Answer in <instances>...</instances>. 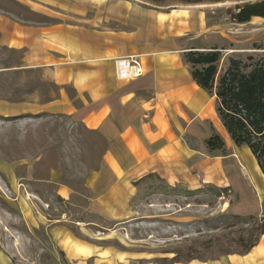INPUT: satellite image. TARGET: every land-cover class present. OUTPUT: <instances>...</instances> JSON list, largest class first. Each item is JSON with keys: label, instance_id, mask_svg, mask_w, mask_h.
<instances>
[{"label": "crops", "instance_id": "0c3cea01", "mask_svg": "<svg viewBox=\"0 0 264 264\" xmlns=\"http://www.w3.org/2000/svg\"><path fill=\"white\" fill-rule=\"evenodd\" d=\"M70 1L72 8L65 9L64 3L53 22H26L0 14V47L21 51L18 68L40 69L56 87L44 99L14 102L10 109L18 114L66 118L104 140L98 167L85 177L87 210L104 218L123 219L117 215L131 212L130 201L142 187L140 183L157 178L169 195L178 192L177 186L193 190L191 183L197 182L193 169L203 175L208 171L211 177L219 174L216 186L230 184L225 169L233 165L232 160L226 163L224 156H212L205 144L213 133L221 135L226 148L232 141L218 116L216 94L196 82L185 59L184 35L194 27L200 29L205 16L129 0ZM131 55L140 56L144 74L132 80L118 79L116 59ZM256 168L263 177L261 186L253 182L247 166L238 169L248 175L245 192L237 193L231 212L263 213L256 193L264 196V175L258 164ZM49 177L58 186L57 194L70 199L74 188L58 183L54 172ZM253 185L258 188L256 193L251 190ZM75 228L77 232L66 225H53L52 236L66 264L145 263V254L106 243L112 231L103 232L84 222ZM262 241L246 254L168 264H264ZM0 264H14L1 249Z\"/></svg>", "mask_w": 264, "mask_h": 264}, {"label": "rangeland", "instance_id": "374dc122", "mask_svg": "<svg viewBox=\"0 0 264 264\" xmlns=\"http://www.w3.org/2000/svg\"><path fill=\"white\" fill-rule=\"evenodd\" d=\"M129 1L155 7L150 0ZM64 3L65 9L73 6L70 0H0V14L26 22H53L58 20L57 13ZM233 3L176 6L193 11L194 16L196 12L205 16V24L198 30L194 27L184 35L183 41L188 51H220L216 79L228 66L230 58L246 59L248 55L264 54V17H253L247 23L238 24L216 14L218 7ZM166 9L160 7V10ZM21 56L19 50L0 47V249L14 264H66L52 236L53 225H66L77 232L75 226L84 222L103 232L112 231L105 236L106 243L130 253L145 254L143 264L186 261L193 255L213 260L212 257L219 254L220 242L216 240L208 247L203 245L204 241L226 231V226L236 225L228 230H237L243 225L246 229L250 227L249 223L231 216L235 213L231 212L230 204L236 195L245 192V182L235 172H230L226 178L232 186L220 183L221 196L210 190V186L217 185L219 174L212 173L215 176L211 177L208 171L203 175L193 169L197 180L191 183L193 190L177 186L178 192L169 195L165 193L163 182L150 178L140 183L142 187L131 199V212L117 215L123 219L90 213L85 177L90 169L98 167L104 140L98 134L74 126L66 118L31 112L18 114L10 109L14 102L34 97L44 99L48 91H56L42 70L18 68ZM229 147L224 152L210 154L224 156L226 163L232 160L238 174L242 159L253 182L261 186L263 177L248 147L237 146L233 141L229 142ZM51 172L58 176V183L74 188L70 199L57 194L58 186L49 177ZM251 190L257 192L254 185ZM256 196L264 207V196L259 197V193ZM154 203L157 206H153ZM258 215H264V211ZM127 218H130L127 223H121ZM250 233L248 230L243 233L248 241ZM263 239L264 235L258 242ZM260 246L264 250V240Z\"/></svg>", "mask_w": 264, "mask_h": 264}, {"label": "trees", "instance_id": "16d2710c", "mask_svg": "<svg viewBox=\"0 0 264 264\" xmlns=\"http://www.w3.org/2000/svg\"><path fill=\"white\" fill-rule=\"evenodd\" d=\"M150 1L155 7L144 6L156 9L166 7V10L177 8V4L196 5L232 1L234 3L231 5L218 7L216 9L218 13H215L238 24L247 23L253 17H264V0ZM185 59L192 68V76L196 82L202 88L216 94L217 113L231 140L237 146H246L250 149L264 175V54L258 57L248 55L246 59L230 58L228 66L218 79L216 76L220 61L219 50H189L185 52ZM205 144L209 152H224L226 149L225 141L218 133L208 137ZM210 190L217 196H221L223 188L212 185ZM231 216L236 217L239 222L249 223L250 227L246 229L243 225L237 230H228L236 225L226 226L224 228L227 229L226 231L214 234L204 241L203 245L208 247L213 246L216 240L220 242L219 254H215L212 259L228 253L246 254L264 235V215L235 214ZM245 230L251 231L249 241L243 235ZM232 247L235 249L230 250ZM193 259L209 260L200 255L190 256L189 260Z\"/></svg>", "mask_w": 264, "mask_h": 264}, {"label": "built area", "instance_id": "2783aa9c", "mask_svg": "<svg viewBox=\"0 0 264 264\" xmlns=\"http://www.w3.org/2000/svg\"><path fill=\"white\" fill-rule=\"evenodd\" d=\"M116 76L121 80H132L142 76L145 72L143 62L138 55H131L116 59Z\"/></svg>", "mask_w": 264, "mask_h": 264}, {"label": "bare ground", "instance_id": "6f19581e", "mask_svg": "<svg viewBox=\"0 0 264 264\" xmlns=\"http://www.w3.org/2000/svg\"><path fill=\"white\" fill-rule=\"evenodd\" d=\"M145 69V68H144ZM239 165L241 166V169H245V166L243 165V162H242V159H240L239 160ZM232 169V170H231ZM236 167L233 165V166H231V167H229V168H227L226 169V171L228 172V173H230V172H235V174H236V176L239 178V179H241V180H243L244 182H246V176L248 175V174H246L245 172H243V173H241V172H239V174H238V172L236 171ZM248 179V178H247ZM251 179V178H250ZM250 179H249V181H250ZM251 184V183H250ZM258 189V188H257Z\"/></svg>", "mask_w": 264, "mask_h": 264}]
</instances>
